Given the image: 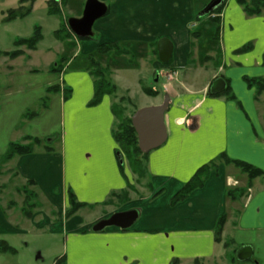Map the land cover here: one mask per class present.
<instances>
[{"label": "crops", "instance_id": "crops-1", "mask_svg": "<svg viewBox=\"0 0 264 264\" xmlns=\"http://www.w3.org/2000/svg\"><path fill=\"white\" fill-rule=\"evenodd\" d=\"M48 1L35 0L34 6L43 3L48 8ZM99 1L107 6L108 12L94 24L92 37L86 40L73 37L75 45L70 46L73 54L79 52L86 57L103 44L119 43L131 51V55H108L100 58V62L107 66L120 59L124 64L127 61L131 70L139 69L137 61L140 66L148 63L147 67H152L158 79L166 80L163 88L171 100L165 119L167 141L148 153L145 160V178L150 191L130 205L127 202L121 209L115 208L108 216L136 209L138 220L127 230L110 227L95 233L93 226L107 219V214L93 221L82 218L85 209L104 206L114 193L129 191L137 176L127 158L119 152L114 138L117 119L113 109L117 98L106 95L98 105L91 106L95 79L86 70L65 73L59 84L46 87L47 92L50 87H59L55 93L59 96L60 131L54 132L55 128L51 123L48 126V121L39 123L40 115L23 121L27 123V130L24 126L13 130L20 134L18 142L31 136L46 144L10 162H5L3 157L15 138L4 144V150L0 149V178L6 179L3 185L8 184L3 192H7L11 184L16 191L29 186L42 206L46 204L55 210L57 223L45 217L38 225L32 221L31 227L47 228L52 235L65 232L60 256L65 257L66 264H195V261L215 264L227 250L224 235L229 228L264 231V177L253 181L246 196L232 201L228 191L245 187L248 179L230 176L232 165L217 162L203 187L192 191L186 200L176 205L172 201L201 167L222 154L264 171V93L257 98L256 89L246 82V78L264 80V17H249L237 0H226L219 16L221 59L215 61L218 70L211 76L209 66L214 60L198 62L196 44L200 36L194 37L200 28L203 30L206 20H199V13L211 0ZM86 2L67 0L60 6L61 9L68 7L75 14L81 13L75 17L80 18ZM68 21L65 18L60 27L68 26ZM163 38L174 44L168 65L159 58L155 60V45ZM61 43L65 47L66 44ZM246 45H252V49L240 53ZM134 47H146L153 58L135 56ZM35 52L37 49L25 50L19 58L31 57ZM51 67L53 63L49 65L50 71ZM220 78L226 81L236 100L209 94L212 84ZM142 81L140 79V83ZM12 85L7 88L16 87ZM154 90L159 92L156 97L150 96L159 100L154 106L161 105L163 95ZM44 107L45 112L50 111L49 106L44 104ZM36 125L42 127V132L38 129L32 132ZM48 138L61 141V146L47 144ZM11 173L14 181L8 178ZM70 191L78 202L87 206L66 217ZM223 216L227 217V222L222 241L217 242L215 230ZM19 226L11 221L0 200V236L26 233Z\"/></svg>", "mask_w": 264, "mask_h": 264}, {"label": "rangeland", "instance_id": "rangeland-1", "mask_svg": "<svg viewBox=\"0 0 264 264\" xmlns=\"http://www.w3.org/2000/svg\"><path fill=\"white\" fill-rule=\"evenodd\" d=\"M66 1L67 0H63V5H65ZM28 4L29 3L26 5ZM19 7L20 0H0V51L10 52L15 50V41L21 38H31L35 33L36 27L41 28L43 40L38 44L37 52L31 57L26 55L22 58L18 57L19 59H11L9 57L0 56V149L2 150L5 148L4 144L10 139L15 138L16 141L14 142L21 140L20 134L14 133L13 130H20L23 126L27 130V123L23 122L25 119V121L31 119L30 116H26L27 113L40 115L41 120H39V123L48 121V126L51 123L52 125L50 126L55 128L54 132L60 131L59 96L55 92H47L46 87L52 84H59L60 80H63L62 76L65 73L70 75L76 71L85 70V56L83 54L80 55L78 51L77 55H74L70 47V45H75V43H70L69 40L68 42H64L69 46L67 45V47L65 45V47H63L61 41H58L54 36L55 30L60 28V22L65 20V18H75L81 13L75 14L70 12V9L64 6L62 7V14L60 16H51L48 14L46 5L38 3L33 7L32 12L24 19H15L6 22L5 17L8 10L17 9ZM220 14L216 16L219 18ZM205 19L203 30H201V28L198 30V37L200 36V39H198L196 44L198 51L197 58L200 64H204L209 60H214L209 66V70H211L210 75L212 76L213 72H217L218 70L216 66H214L215 61L221 59L220 35L217 39L212 38L213 36L211 35H214L213 30L216 26L211 24L209 18ZM146 47L148 48L147 44ZM146 47H134L135 56H140V58L146 56L147 60L153 58L149 54V51L146 50ZM21 49L24 51V54L25 50H29L25 46L21 47ZM156 49L158 50L157 45L155 46V50ZM155 50L154 53L156 52ZM155 57V60H158L159 55L155 53ZM193 59L194 58H192V60ZM59 62L64 68L62 72L54 73L49 70V65H51V63H53V67L51 68L54 69ZM137 62L139 69L132 70L129 69V63H127V61L124 64V61L118 59L111 63L110 79L118 87V92L116 96H114L117 98L115 104L118 107L117 110L121 114L120 117L123 119L132 117L138 110L144 107L154 106V104L159 101L157 99H152L143 91L146 87L159 90L161 95H163V102L168 95L164 92L163 88L166 80L161 78L158 79L159 75L157 77V74L154 75L155 72H153L152 67H147L149 66L147 65L148 63L146 66H140L139 61ZM140 79L143 80L142 83H140ZM204 79L205 77L203 80ZM7 85L16 87L8 89ZM44 102L49 106V112L44 111V109H46L44 107ZM22 115L26 116V118H22ZM118 122L119 121L116 120V125ZM41 128L42 127L36 125V127L32 128V132H35L36 129L42 132ZM52 139L53 140L48 138L47 144L56 148L61 146V141L55 140L54 138ZM21 143L29 144L30 141H25L23 138ZM42 143L46 144V141ZM37 147L39 146L34 147V151ZM229 172L230 176L238 179L246 180L247 178L246 174H243L233 165L229 167ZM13 176V173H11V176L8 175V178L14 181ZM145 177V173L140 178L135 176L134 182L127 193H119L118 196L110 199L109 204L105 203L104 206H93L85 209L82 211V218L87 221H93L102 217L103 214H107L106 217L109 218L108 216L115 208L121 209L127 202H129L130 205L137 197L150 191V186ZM5 180L4 177L0 178L1 203L6 210H8L11 221L18 223L20 225L19 228L26 231V233L6 235L4 237L0 236V240L7 241L17 250L16 255L0 253V264H55V261L61 257L60 254L66 239V235L63 234L65 232H57L52 235L47 228L39 230L35 227H31L32 221L38 225L44 221L45 217H49L52 223H57L59 219L57 218L55 210H52V208L46 206V204L42 206L40 200L37 199L38 207L33 208L32 217L27 218L23 212V207L25 205V196L22 192L23 188H19V190L16 191L17 189H14L15 185L11 184L10 189L4 193L3 187L8 185L2 184ZM20 185L21 184L17 183V187H20ZM240 185H242V183H240ZM224 239L225 241L227 240V250L223 252L222 257L219 258L215 264H231L230 261H232L234 256H237V252L243 247H250L253 250V256L247 264H264V231L258 232L229 228L224 235ZM222 251L223 249L220 248V252ZM225 253H227V255H225ZM200 264H203V261H200ZM235 264L238 263L236 262Z\"/></svg>", "mask_w": 264, "mask_h": 264}, {"label": "trees", "instance_id": "trees-1", "mask_svg": "<svg viewBox=\"0 0 264 264\" xmlns=\"http://www.w3.org/2000/svg\"><path fill=\"white\" fill-rule=\"evenodd\" d=\"M61 2L57 0H49L48 1V14L51 16H60L62 13L61 9ZM238 4L243 8L244 12L249 17L255 16H263L264 17V0H237ZM29 3L28 5H26ZM35 0H20V7L17 9H10L7 12L5 17L6 22L13 21L15 19H24L27 17L33 10ZM66 3V2H65ZM226 1L222 6L216 9L211 14L200 18L199 20L209 18L212 25H215L214 35L212 38L217 39L221 33V22L220 19L216 16L219 15L222 10L224 9ZM211 31V30H210ZM199 32L194 34V37H198ZM213 34V33H212ZM54 36L62 41L73 43V37L75 35L71 32L70 28L67 25L60 27L57 31H55ZM89 39V38H88ZM43 40V35L40 27L35 28V33L31 38L25 39L21 38L15 41L16 49L10 52H1L0 56L9 57L11 59L18 58L24 54V51L21 47H26L29 50L37 49L38 44ZM78 40H86V38H78ZM66 45H68L66 43ZM157 45V44H156ZM155 45V46H156ZM69 46V45H68ZM71 46V45H70ZM252 49V45H246L242 49L239 50L240 53L248 52ZM156 54L158 55V50H155ZM108 55H114L116 57L123 56V55H131V51L121 47L119 43H110V44H103L97 48V50L86 56V60L84 63V69L88 71L91 76L95 79V94L90 102L91 106L98 105L104 96L112 95L116 96L118 92V87L111 81L110 74H111V67L110 65H103L100 62V58ZM170 60L169 63H171ZM113 62V61H112ZM111 62V63H112ZM168 63V64H169ZM166 64V65H168ZM264 64V61H263ZM63 71V65L59 62L57 66L52 70L54 73H60ZM246 82L251 88L256 89V96L257 98L260 97L264 93V80L261 78H246ZM59 90L58 86L50 87L48 89L49 92H57ZM143 91L151 96L156 97L159 95V92L153 90L151 88H145ZM67 91L66 94H68ZM209 94L213 97H226L228 100H236L235 96L233 95L229 86L226 89L219 93V94H212L209 91ZM45 103V102H44ZM46 104V103H45ZM117 106H114V114L117 120L119 121L118 124L115 126L114 131V138L119 146V152L122 153L128 160L129 164L133 172L140 178L146 172L145 168V160L148 154H143L138 145V136L136 133L135 128L132 124V117L123 119L120 117V112L117 110ZM37 115L35 113H27L26 116H34ZM25 141H30L29 144H23L21 142H14L11 143L5 153L3 160L5 162H10L17 156H24L34 152L35 146H40L43 144V140L37 137L27 136L24 137ZM53 140V139H51ZM223 162L226 165H233L237 169H239L243 174L247 176V184L245 187H238L235 189H230L228 191V197L232 201H237L244 196L247 195L248 189L251 188L253 181L259 177H264V171L243 161L233 160L229 158L226 154H222L217 160L212 161L210 164H207L201 167L192 179L185 185V187L174 197L172 204L176 205L179 202L186 200L192 191L203 187L204 183L206 182L209 174L211 173L212 168L216 166L217 162ZM25 196V205H24V215L27 218H31L33 213L32 209L38 207L37 203V195L34 191L29 189V186L26 188L24 187L22 190ZM127 191H123L120 194H125ZM119 194L114 193L111 195L110 199L113 197L118 196ZM110 199L107 200L105 203L109 204ZM87 205L78 202L76 196L72 191L69 192V208L66 211V217H71L75 215L81 208L86 207ZM227 217L223 216L219 219L216 230H215V239L217 242L222 241V233L224 230V226L226 223ZM224 246L227 247V242L224 243ZM0 253L1 254H12L16 255L17 250L12 247L7 241L0 240ZM250 261V260H249ZM247 262H240L236 256L233 257L232 262H237L238 264H247ZM55 264H66L65 257H60L55 261ZM195 264H200V261H195Z\"/></svg>", "mask_w": 264, "mask_h": 264}, {"label": "water", "instance_id": "water-1", "mask_svg": "<svg viewBox=\"0 0 264 264\" xmlns=\"http://www.w3.org/2000/svg\"><path fill=\"white\" fill-rule=\"evenodd\" d=\"M225 0H211L210 3L199 13V18H203L224 4ZM108 12L107 6L99 0H87L83 15L81 18H71L68 21L71 31L79 38H89L93 36V26ZM159 59L162 63L170 62L174 52V44L168 38H163L157 44ZM227 87L224 79H217L211 86L212 94H219ZM170 97L167 95L161 105L145 107L132 117V124L138 136V145L143 154L161 147L168 138L166 125V113L170 106ZM120 162L123 158L119 155ZM139 212L129 210L117 212L107 219L96 223L92 231L102 232L110 227H117L122 230L130 229L138 220ZM253 256V250L250 247H243L237 252V259L241 262L250 260Z\"/></svg>", "mask_w": 264, "mask_h": 264}]
</instances>
